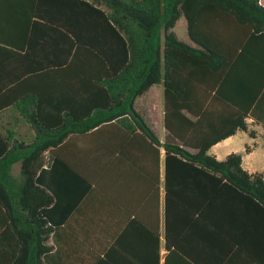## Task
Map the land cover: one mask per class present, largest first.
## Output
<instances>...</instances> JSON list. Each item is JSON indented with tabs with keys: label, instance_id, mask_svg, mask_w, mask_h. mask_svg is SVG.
<instances>
[{
	"label": "trees",
	"instance_id": "16d2710c",
	"mask_svg": "<svg viewBox=\"0 0 264 264\" xmlns=\"http://www.w3.org/2000/svg\"><path fill=\"white\" fill-rule=\"evenodd\" d=\"M182 16L196 48L173 33ZM258 34L264 36L259 0H36L28 43H51L67 54L36 65L34 73H74L72 61L80 56L82 110L74 113L35 91L12 97L13 83L0 84V112L12 106L35 132L30 142H19L0 129V264H53L49 240L64 219L58 176L68 171L81 178L83 190L91 186L54 150L71 136H91L129 119L134 125L127 132L139 129L165 150V264H204L184 241L198 223L211 229L216 252L228 220L256 227L264 244V174L246 171L241 154L225 160L209 154L248 131L259 86L239 80L234 58L245 39L250 35V44ZM0 50L9 51L3 44ZM158 84L164 85L165 128L178 144L161 145L135 111L137 98ZM48 103L65 113H44ZM45 152L54 157L49 168ZM15 164L21 183L11 173ZM214 259L220 264L219 255Z\"/></svg>",
	"mask_w": 264,
	"mask_h": 264
},
{
	"label": "crops",
	"instance_id": "0c3cea01",
	"mask_svg": "<svg viewBox=\"0 0 264 264\" xmlns=\"http://www.w3.org/2000/svg\"><path fill=\"white\" fill-rule=\"evenodd\" d=\"M259 3L264 7V0ZM35 8L36 0H0V44L9 50H0V84L13 83L12 97L35 91L43 100L60 99L64 106L79 113L82 79L76 67L81 64L80 56L72 61L74 73L64 69L55 74L34 73L36 65H52L54 59H64L67 54L51 43H28ZM179 23L189 40L184 43L196 48L183 16L173 29L176 38L179 39L175 32ZM249 38L250 35L234 58L239 80L259 86L246 118L248 131H237L213 146L209 154L218 160L232 153L241 154L246 171L264 174V36H253L250 44ZM242 48L246 51L240 56ZM164 105V85L158 84L137 98L134 108L161 145L178 144L165 128ZM44 113L62 116L65 112L48 103ZM129 120L117 127H104L91 136H71L54 150L91 186L83 190L81 178L68 171L58 176L60 218L64 219L49 240L53 264H157L158 254L159 264H165L170 254L165 247V150L139 129L127 132L134 125ZM0 129L13 141L30 142L35 136L32 126L12 106L0 112ZM53 158L45 152L44 168L51 166ZM13 177L22 182V176L20 180ZM223 226L226 234L216 252L211 229L204 223L193 225L184 240L188 248H197L192 255L203 258L204 264H213L216 254L220 264H264V244L259 242L258 230L253 229L256 227L246 228L229 220ZM174 241L178 243L179 239Z\"/></svg>",
	"mask_w": 264,
	"mask_h": 264
},
{
	"label": "rangeland",
	"instance_id": "374dc122",
	"mask_svg": "<svg viewBox=\"0 0 264 264\" xmlns=\"http://www.w3.org/2000/svg\"><path fill=\"white\" fill-rule=\"evenodd\" d=\"M182 26V23H179V27L178 29L175 31L176 34L178 35V40L181 42H185L188 43L189 40L186 37V35L184 34V28H180ZM48 158V157H47ZM11 173L18 179H21V171H20V164H16L13 166Z\"/></svg>",
	"mask_w": 264,
	"mask_h": 264
}]
</instances>
